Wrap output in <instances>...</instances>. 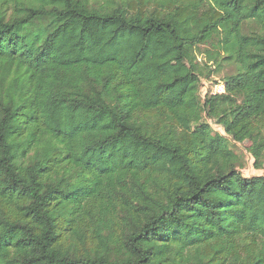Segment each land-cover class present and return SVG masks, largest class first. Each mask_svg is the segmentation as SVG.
Returning <instances> with one entry per match:
<instances>
[{
    "label": "trees",
    "instance_id": "16d2710c",
    "mask_svg": "<svg viewBox=\"0 0 264 264\" xmlns=\"http://www.w3.org/2000/svg\"><path fill=\"white\" fill-rule=\"evenodd\" d=\"M227 136L263 168L264 0H0V264H264Z\"/></svg>",
    "mask_w": 264,
    "mask_h": 264
},
{
    "label": "rangeland",
    "instance_id": "374dc122",
    "mask_svg": "<svg viewBox=\"0 0 264 264\" xmlns=\"http://www.w3.org/2000/svg\"><path fill=\"white\" fill-rule=\"evenodd\" d=\"M212 49L211 45H203L200 50L197 51V56L199 58V61L204 58V55H201V52L204 51L205 49ZM209 65H212V62H209ZM236 70V65L234 63H228V62H223L220 69L209 79H203V84H202V89H201V94L202 97L204 98L207 94H216L220 93L223 88V77L227 74L233 73ZM212 127L217 131L220 132L224 135L225 131L224 129L214 123L212 120H208ZM230 140L232 148L242 157V173L245 177H254V176H264V166L262 169H257L254 166L255 159L249 152L248 148L251 145V142L246 141V142H235L234 140L231 139V137L227 136Z\"/></svg>",
    "mask_w": 264,
    "mask_h": 264
},
{
    "label": "built area",
    "instance_id": "2783aa9c",
    "mask_svg": "<svg viewBox=\"0 0 264 264\" xmlns=\"http://www.w3.org/2000/svg\"><path fill=\"white\" fill-rule=\"evenodd\" d=\"M223 88H224V90H222L220 93H222V92H224L225 91V86L223 85Z\"/></svg>",
    "mask_w": 264,
    "mask_h": 264
}]
</instances>
